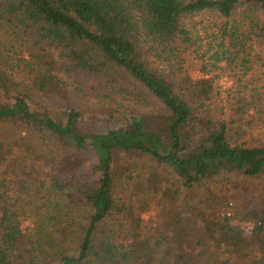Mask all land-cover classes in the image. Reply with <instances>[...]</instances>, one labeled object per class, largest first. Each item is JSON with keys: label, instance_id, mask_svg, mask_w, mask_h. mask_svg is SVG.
I'll use <instances>...</instances> for the list:
<instances>
[{"label": "trees", "instance_id": "trees-1", "mask_svg": "<svg viewBox=\"0 0 264 264\" xmlns=\"http://www.w3.org/2000/svg\"><path fill=\"white\" fill-rule=\"evenodd\" d=\"M83 92L160 106L98 131ZM10 127L0 264H264V0H0ZM230 173L252 192L220 216Z\"/></svg>", "mask_w": 264, "mask_h": 264}, {"label": "rangeland", "instance_id": "rangeland-1", "mask_svg": "<svg viewBox=\"0 0 264 264\" xmlns=\"http://www.w3.org/2000/svg\"><path fill=\"white\" fill-rule=\"evenodd\" d=\"M204 18V17H203ZM207 18V19H206ZM196 20V22L199 23L200 18H193ZM205 26L208 24V33L211 30L217 31V25L219 24V21L215 20L214 23L212 22L211 18L209 16H205ZM203 26L198 25V28H200V36L203 37ZM207 36V35H206ZM207 41V40H206ZM191 74L193 76H197L198 73L196 71H192ZM217 81L219 85L223 88H226L229 85V81L224 78L222 75H219L217 77ZM103 93V92H101ZM93 94V93H91ZM96 97L91 96H85V93L76 96L74 98V103L77 107H79L80 110L84 111L85 116L89 117L90 124H95V128L98 131H104L108 128H112L114 126V121L112 120V123L106 124L104 122H98L93 120V116L95 112H101L102 110L112 107L118 111H132V112H140V113H155L158 106H160L158 103H156L154 100L148 99V100H140L139 102L131 101L130 99L126 97H122L120 94H113L110 93V96L107 95V92L101 94H95ZM130 100V101H129ZM4 128L0 129V135L5 132H8V136H19V135H25V131L23 129L17 128V127H10L5 130ZM236 175L230 174H220L218 177H215V186L217 189L221 190L222 193L228 195V198L226 201H223L221 204L217 206V212L220 214V216L224 215H235V213H240L239 210H241V206H243V199H244V191L252 192L251 191V183L241 181L239 177H235ZM231 204L232 206H227L226 203ZM143 218L147 217V214L142 215ZM21 229L23 232H30L31 224L28 221H23L21 224Z\"/></svg>", "mask_w": 264, "mask_h": 264}]
</instances>
